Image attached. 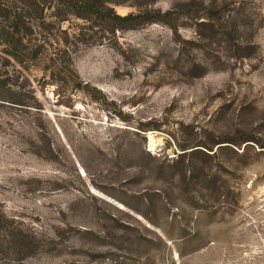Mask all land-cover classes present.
<instances>
[{"label":"rangeland","instance_id":"374dc122","mask_svg":"<svg viewBox=\"0 0 264 264\" xmlns=\"http://www.w3.org/2000/svg\"><path fill=\"white\" fill-rule=\"evenodd\" d=\"M0 264H264V0H0Z\"/></svg>","mask_w":264,"mask_h":264},{"label":"trees","instance_id":"16d2710c","mask_svg":"<svg viewBox=\"0 0 264 264\" xmlns=\"http://www.w3.org/2000/svg\"><path fill=\"white\" fill-rule=\"evenodd\" d=\"M109 13H110V15H112V18L114 20H117V21H120V22H127V21L131 20L130 16H128V17H120V16L115 15L111 10H109Z\"/></svg>","mask_w":264,"mask_h":264},{"label":"bare ground","instance_id":"6f19581e","mask_svg":"<svg viewBox=\"0 0 264 264\" xmlns=\"http://www.w3.org/2000/svg\"><path fill=\"white\" fill-rule=\"evenodd\" d=\"M151 143H152V145H153V144H155V141H154V140H151Z\"/></svg>","mask_w":264,"mask_h":264}]
</instances>
